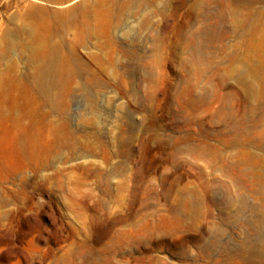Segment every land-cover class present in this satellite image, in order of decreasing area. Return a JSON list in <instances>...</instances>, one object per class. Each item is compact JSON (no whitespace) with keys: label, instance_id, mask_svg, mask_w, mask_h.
Returning a JSON list of instances; mask_svg holds the SVG:
<instances>
[{"label":"rangeland","instance_id":"obj_1","mask_svg":"<svg viewBox=\"0 0 264 264\" xmlns=\"http://www.w3.org/2000/svg\"><path fill=\"white\" fill-rule=\"evenodd\" d=\"M248 30L264 0H0V264L237 263L261 197L230 165L264 161V121L233 140Z\"/></svg>","mask_w":264,"mask_h":264},{"label":"bare ground","instance_id":"obj_2","mask_svg":"<svg viewBox=\"0 0 264 264\" xmlns=\"http://www.w3.org/2000/svg\"><path fill=\"white\" fill-rule=\"evenodd\" d=\"M81 5L83 4L81 3L73 8H70L69 11H72ZM250 14L251 11L247 13L248 16ZM243 34L244 36H242L241 39L242 41H245L246 47L255 51L259 50L258 58L260 66L258 67L259 70H252L248 66H243L240 70L230 69V71H228V73H233L234 83L236 84V87H239L242 94L243 109H241L240 116L233 121L235 124V136L233 140L240 144L252 138L250 134H247L249 125L251 126L254 123L264 121V33L255 34L248 30ZM202 68L205 70L208 67ZM200 72L202 71L200 70L198 75ZM39 73L40 77H43L48 75L49 71L42 70ZM55 78L56 77H53L52 82L44 83L41 78L34 76L26 83V86L29 88V91L36 103L42 102L43 104H47L51 103L56 98L60 89H58L59 85ZM221 84H219V86ZM62 91L66 99L71 96L72 89L70 86H66ZM12 109L13 105L11 104L9 111H12ZM259 111L263 112V114H261L263 117H256ZM69 140L73 141L74 136L71 135ZM16 143L18 144L20 150H24L26 146H32L35 148L37 146V143H35L34 140H29V143L27 144L22 138L18 139ZM55 144L57 147L62 145L61 142H57ZM65 144H68V141H66ZM255 144L264 148L263 141ZM219 148V145L211 144L206 145L204 149H210L211 151H214L215 155H218ZM236 155V162L230 166L238 174V177L241 178H238L241 187L245 189L247 188L257 195H260L261 202L257 205H253L249 216H246L245 218L242 214L244 211L242 207L235 210V216L238 219H241V216H243L242 221L251 228L255 229L256 232L252 241L254 243L250 244L248 241H244L239 244V248L242 249V251L241 254L238 255L240 260L235 264H264V176L255 168V165L263 166L264 161H262L258 155L246 150H240ZM110 173L107 174L109 175ZM228 195L230 196V192ZM241 198L244 199V194H241ZM208 199V202H210V197ZM190 202L191 198L187 200V205H190ZM187 213L189 216H193L194 212L192 210L190 211V206ZM180 215H182V213ZM182 216H187V214L183 213Z\"/></svg>","mask_w":264,"mask_h":264}]
</instances>
